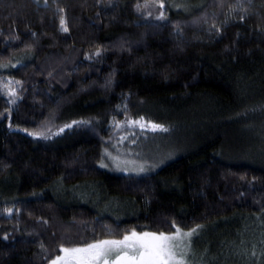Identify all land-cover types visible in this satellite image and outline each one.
Wrapping results in <instances>:
<instances>
[{"label":"trees","instance_id":"1","mask_svg":"<svg viewBox=\"0 0 264 264\" xmlns=\"http://www.w3.org/2000/svg\"><path fill=\"white\" fill-rule=\"evenodd\" d=\"M169 1L0 0V264L173 225L264 251V0ZM149 122L181 151L98 166L119 124Z\"/></svg>","mask_w":264,"mask_h":264},{"label":"rangeland","instance_id":"2","mask_svg":"<svg viewBox=\"0 0 264 264\" xmlns=\"http://www.w3.org/2000/svg\"><path fill=\"white\" fill-rule=\"evenodd\" d=\"M158 2L159 5H163V7L167 3L169 5H175L169 0H158ZM126 108L127 106L124 101L122 104H120L118 110L122 112L125 111ZM114 124L115 122L112 119L108 126V130L112 129ZM162 126L168 129L164 125ZM169 131L170 130H159L154 132L150 128L145 132H136L133 128L128 130V128L125 127V123L119 124L115 133V137L112 139L110 144H108L107 147L103 149L102 159L98 166L103 169L133 174L145 171L147 169H156L158 166L175 156L178 151H181L183 146L184 139L182 136ZM250 151L251 150H245V153H249ZM9 187V185H4L0 188V201H3L4 199V190L8 189ZM256 226H258V229L264 227L262 223L257 225L256 222L251 228L256 229ZM175 231L165 234H171ZM131 232L132 231H129L127 234H130ZM181 232L183 233L188 231L181 230ZM200 237L202 236L197 231L193 233L191 237H183L184 247L182 250L187 254V264H198L196 259L200 257L205 258L207 256L213 257L214 264H236L238 260H244V264H250L251 261H254L253 264H264V251H255L252 249L248 250L250 252H246V249H244L240 242H235L238 245L237 248H240L238 251H224V253L220 255L218 251L211 252V250L207 248V243L204 239V236L202 237V245V240ZM250 241L252 242V239H250ZM61 264H63V262H61Z\"/></svg>","mask_w":264,"mask_h":264},{"label":"snow or ice","instance_id":"3","mask_svg":"<svg viewBox=\"0 0 264 264\" xmlns=\"http://www.w3.org/2000/svg\"><path fill=\"white\" fill-rule=\"evenodd\" d=\"M63 23L62 20L61 24ZM64 31H67V28H64ZM140 126L145 127L142 123ZM147 126L154 131L168 130L162 125L151 122ZM173 227L176 231L171 234L138 233L133 230L122 239L95 240L76 247L61 246V254H58L51 264H61V262L63 264H187V254L182 250L183 237H191L196 229L182 233L175 225Z\"/></svg>","mask_w":264,"mask_h":264}]
</instances>
